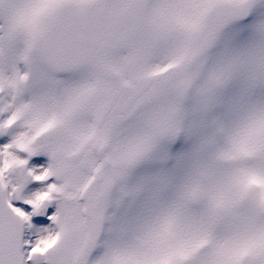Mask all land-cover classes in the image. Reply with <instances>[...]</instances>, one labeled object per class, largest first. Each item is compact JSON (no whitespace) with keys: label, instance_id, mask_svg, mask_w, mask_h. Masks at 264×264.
I'll return each mask as SVG.
<instances>
[{"label":"snow or ice","instance_id":"snow-or-ice-1","mask_svg":"<svg viewBox=\"0 0 264 264\" xmlns=\"http://www.w3.org/2000/svg\"><path fill=\"white\" fill-rule=\"evenodd\" d=\"M0 264H264V0H0Z\"/></svg>","mask_w":264,"mask_h":264}]
</instances>
